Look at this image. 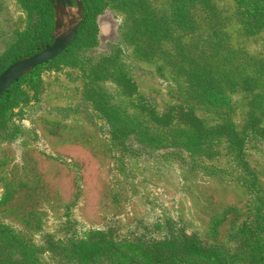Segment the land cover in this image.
Returning <instances> with one entry per match:
<instances>
[{
  "label": "rangeland",
  "instance_id": "rangeland-1",
  "mask_svg": "<svg viewBox=\"0 0 264 264\" xmlns=\"http://www.w3.org/2000/svg\"><path fill=\"white\" fill-rule=\"evenodd\" d=\"M27 3L0 0V54L28 27ZM107 4L82 51L92 60L54 61L63 52L13 92L0 129V231L28 249V264H83L93 234L104 242L95 264H116L110 248L148 264L141 254L171 236L216 248L227 264H264L250 253L264 242V25L239 0ZM181 105L208 128L233 123L242 144H175L184 126H159L149 111Z\"/></svg>",
  "mask_w": 264,
  "mask_h": 264
},
{
  "label": "trees",
  "instance_id": "trees-1",
  "mask_svg": "<svg viewBox=\"0 0 264 264\" xmlns=\"http://www.w3.org/2000/svg\"><path fill=\"white\" fill-rule=\"evenodd\" d=\"M112 0H82L84 8V19L79 27L78 37L75 42L64 52L58 59L54 61H62L65 59L66 64L79 65L81 61H90L91 58H86L82 51L90 49L97 42L98 30L100 29L97 23V17L102 15L107 7V3ZM245 15L254 21L256 25H264V0H239ZM27 11L29 14V25L26 30L18 34L11 42L10 46L5 52L0 54V75L14 63L36 55L53 43V18H54V1L53 0H27ZM73 3L74 0H72ZM209 3V0H204ZM154 28V23L151 24L150 30H161ZM157 25V26H158ZM49 62L35 68L31 73L21 78L0 97V129L7 125L8 118L6 113L10 110L11 103L15 96L13 92L17 85L28 77L33 76L39 70L43 69ZM192 73L198 76L201 81H204L206 87L215 85L218 88L216 77L211 72H205L194 64ZM149 115L155 122L162 127L165 126H184L181 129V135L174 140V143L185 148H198L205 145L210 140L216 137H223L234 147L242 144V139L238 136L237 131L234 129L233 123L218 124L215 127L208 128L203 123L202 119L198 116L195 110L181 106H174L166 112L160 114L156 111H149ZM94 238L95 242L89 244L82 241L80 247L85 253V256L80 257L83 264H95V259L98 258L96 252H91L97 249L98 246H103L100 234L90 235ZM0 242H8L10 250L0 248V264H28L30 252L28 249L23 252H18L20 244L16 239H11L8 234L0 231ZM164 246L167 249H161L153 256H146L145 253L141 254L148 264H181L187 258L200 259L207 264H227L222 259L219 251L216 248H206L197 244L194 240L181 238L179 236H171L164 241ZM253 249L250 250L251 256H259L262 263H264V242L258 241L252 245ZM15 248V252L13 248ZM111 262L116 264H126L128 261L124 256L118 255L114 248L107 250ZM105 253V254H108Z\"/></svg>",
  "mask_w": 264,
  "mask_h": 264
},
{
  "label": "water",
  "instance_id": "water-1",
  "mask_svg": "<svg viewBox=\"0 0 264 264\" xmlns=\"http://www.w3.org/2000/svg\"><path fill=\"white\" fill-rule=\"evenodd\" d=\"M56 12V25L54 40L50 47L44 51L22 59L0 75V97L10 89V87L29 74L32 70L40 67L60 56L74 42L78 35L80 23L82 21L83 5L80 0H76L78 5L77 15L71 12V0H54Z\"/></svg>",
  "mask_w": 264,
  "mask_h": 264
}]
</instances>
